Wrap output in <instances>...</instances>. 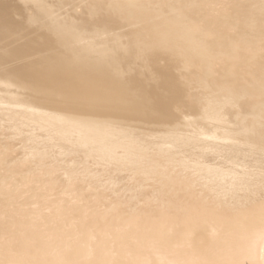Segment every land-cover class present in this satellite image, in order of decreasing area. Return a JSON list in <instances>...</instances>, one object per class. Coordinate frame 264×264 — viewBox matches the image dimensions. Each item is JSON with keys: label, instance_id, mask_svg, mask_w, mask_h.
<instances>
[{"label": "bare ground", "instance_id": "obj_1", "mask_svg": "<svg viewBox=\"0 0 264 264\" xmlns=\"http://www.w3.org/2000/svg\"><path fill=\"white\" fill-rule=\"evenodd\" d=\"M3 177L97 229L3 195L0 264H264V0H0Z\"/></svg>", "mask_w": 264, "mask_h": 264}, {"label": "rangeland", "instance_id": "obj_2", "mask_svg": "<svg viewBox=\"0 0 264 264\" xmlns=\"http://www.w3.org/2000/svg\"><path fill=\"white\" fill-rule=\"evenodd\" d=\"M217 7V6H216ZM215 7V8H216ZM263 43V42H262ZM262 43H260V44H262ZM3 179H4V181H0V183H2L1 185H5L6 184V186L5 187H3V192H2V190H0L1 192H0V197L2 198L3 197V195L5 196V197H8L9 198V200H8V203H11V202H16V203H14L13 205H9V206H11V207H16L15 205H17L18 207H19V210H21V211H19L18 212V214L19 215H17V216H14V218H13V220H17V219H20L21 220V225H24L25 227L26 226H28V229L29 230H31V229H33L32 228V226L33 225H35V223L37 222H33V221H35V220H38V219H40V215H38L39 213H38V211H39V209H41V210H43L44 208L46 209V208H49L50 207V209L51 210H53L52 212H59L60 211V209H61V211L64 209V211H66V209H68V211H67V214H68V218H67V220H62L61 218H60V220L58 221V222H62V223H66V221H67V223L64 225H60V224H58V222L55 220V219H53L54 220V222L56 221L57 222V225H56V222L53 224V227H52V229L54 230V231H58L57 230V228L59 227V225L61 226V229H63V227L65 226V228H64V230L67 228V231H68V233H74L77 229V227L79 228L81 225H79V226H77V223L79 224H83V223H81V222H78V221H76V219L73 221L72 219H70L69 217H70V214L71 213H73V208L74 207H77V206H72L73 204H75L74 203V201H78L77 199H78V195H76V196H73V195H70V194H74V193H64V191H65V189L63 188V187H61V188H58V189H60V190H55V188L53 189L54 191H59L60 193H58V195L60 196V197H58V195L56 194V193H51V195L52 196H48V197H52L51 199H52V201L51 200H46L45 199V201H43L42 199H44L43 197L41 198V196L39 197V196H34V193H33V191H31L30 189V185L31 186H33L32 184H23V183H20V184H22L21 186H22V191H27V194H21V193H19V194H17L16 192L17 191H21V189H19V188H21V186L19 185V186H17V187H14V188H12L11 189V186L9 185V184H11V182H12V180H10L9 181V179L8 180H6L5 181V178L3 177ZM9 183H8V182ZM7 184H8V186H10L8 189H7ZM35 185V184H34ZM23 186L24 187H26V188H24L23 189ZM43 186V188L41 189V187L38 185L37 187H40L39 189H38V191H46L47 190V188L46 187H48V186H46V184H45V186H44V184L42 185ZM29 188V189H28ZM45 188H46V190H45ZM6 189H7V191H6ZM9 189H10V192H9ZM25 189H27V190H25ZM16 190V191H15ZM29 190V191H28ZM70 190V188L68 189V191ZM73 190V188H71V191ZM7 192L6 194L4 193V192ZM62 191V192H61ZM67 191V192H68ZM14 194H13V193ZM29 192V193H28ZM67 194V195H66ZM20 195H22V196H20ZM64 195V196H63ZM70 195V196H69ZM75 195V194H74ZM13 197V199H12V197ZM36 197V198H38V199H36V198H34V197ZM66 196H67V198H66ZM71 196L72 197H74V198H72V200L73 199H76V200H74V201H72V200H70L71 199ZM17 197L19 198V200L17 199ZM20 197H21V199H20ZM26 197V198H25ZM54 197H57V198H54ZM76 197V198H75ZM41 198V199H40ZM70 198V199H69ZM13 200V201H12ZM20 200H22L21 202H20ZM26 200V201H25ZM35 200V201H34ZM37 200H38V202H37ZM54 200V201H53ZM64 200H66V201H64ZM67 200L69 201V202H67ZM10 201V202H9ZM41 201V202H40ZM45 202L46 204H43V202ZM64 201V202H63ZM71 201L73 202V204L71 203ZM49 202V203H48ZM57 202H58V205H57ZM62 202H63V205H62ZM66 202V203H65ZM26 203H27V206H26ZM29 203V204H28ZM39 203V204H38ZM40 203H42V205L40 204ZM55 203V204H54ZM12 204V203H11ZM35 204L36 205H39V207H37V206H35ZM77 204V203H76ZM7 205V204H6ZM20 205V206H19ZM33 205V206H32ZM47 205V206H46ZM51 205V206H50ZM67 205V206H66ZM8 206V205H7ZM24 206V207H23ZM30 206V207H29ZM49 206V207H48ZM54 206V207H53ZM69 206H70V210H69ZM105 207V206H104ZM3 208V207H2ZM37 208H39L38 210H36ZM60 208V209H59ZM100 208V207H99ZM98 208V209H99ZM101 208H103V206H101ZM35 210V211H34ZM55 210V211H54ZM59 210V211H58ZM75 210V209H74ZM102 210V209H101ZM100 210V211H101ZM12 211V210H11ZM34 211V212H33ZM95 211V210H94ZM24 212H26V214L24 213ZM40 212V211H39ZM102 212V211H101ZM35 213H36V215H35ZM38 213V214H37ZM70 213V214H69ZM90 213H92L93 214V211H89L88 213H86L87 214V218H88V216H89V214ZM96 215L98 216V214H99V212H97L96 211ZM23 214H24V216H23ZM86 214H84L85 216H84V220L86 219ZM94 214H95V212H94ZM94 214H93V217L95 218V216H94ZM22 215V216H21ZM26 215V216H25ZM34 215V216H33ZM38 215V216H37ZM103 215V214H102ZM2 216V217H1ZM10 215H8V214H6V213H4L3 211H0V219H8V217H9ZM52 216V218L53 217H55V218H57V217H59L56 213H52L51 215H50V217ZM90 216H91V214H90ZM89 216V217H90ZM25 217H26V219H25ZM37 217H39L38 219H37ZM61 217V216H60ZM74 217V216H73ZM101 217V216H100ZM11 218V217H10ZM16 218V219H15ZM71 218H72V214H71ZM35 219V220H34ZM58 219V218H57ZM68 219H70L69 221H68ZM90 219H91V217H90ZM89 218H88V221L90 220ZM96 219V218H95ZM97 219H98V217H97ZM84 220H82V221H84ZM87 220V219H86ZM91 220H93V221H95L94 219H91ZM90 220V221H91ZM88 221L85 223V224H87V225H89L91 222H89L88 223ZM13 223H14V221H12ZM74 223V222H77V223H74L73 225H72V228H70V232H69V227L71 226L70 225V223ZM11 223V222H10ZM15 223H19L18 221L16 222L15 221ZM34 223V224H33ZM69 223V224H68ZM93 223V222H92ZM95 223H96V221H95ZM67 224H68V226H67ZM76 224V225H75ZM85 224H83L80 228L82 229L83 228V231H85V228H86V225ZM97 224V223H96ZM32 225V226H31ZM57 226V227H56ZM75 226H77L76 228H75ZM91 226V225H90ZM97 226V225H96ZM12 227H15V226H12ZM11 227V228H12ZM56 227V228H55ZM74 227V228H73ZM93 227H95V226H92V227H90L89 228V226L87 227V228H89L90 230L93 228ZM17 228V227H16ZM16 228H14V229H16ZM24 228V227H23ZM86 228V229H87ZM5 228L3 227V230H4ZM8 229H10V228H8ZM22 229V228H21ZM24 229H27V228H24ZM27 229V230H28ZM60 229V228H59ZM61 229L59 230V231H61ZM72 229H75L74 231H71ZM95 229H97L96 227H95ZM12 230H13V228H12ZM80 230V229H79ZM94 230V229H93ZM66 231V232H67ZM82 231V232H83ZM86 231H88V229L86 230ZM66 232H64V234H66ZM89 232V231H88ZM62 233V232H61ZM76 233V232H75ZM77 233H79L78 232V230H77ZM54 235L53 236H47V240H50L51 239V237L53 238L52 240L53 241H55L54 240V236L56 235V232H54L53 233ZM58 237V236H57ZM50 238V239H49ZM12 238H10L9 237V239L8 240H11ZM57 239V238H56ZM5 240H7V238L5 237L4 238V242L2 241L1 243V245H3L4 244V246L8 243V245H10L11 243H10V241H5ZM13 243V242H12ZM73 245V244H72ZM26 247H28V245H26ZM29 248V247H28ZM25 251V250H24ZM43 251H46L45 253H47V249L46 250H44L43 249ZM43 251H41V253H43ZM45 253H43V254H45ZM47 255V254H46ZM38 256H40V254L38 255ZM41 256H42V254H41ZM40 256V257H41ZM45 255H43V257H44ZM171 256V255H170ZM169 256V257H170ZM46 257V256H45ZM9 259H10V262H9ZM18 258H14L13 260H15L14 261V263L15 264H18V260H17ZM56 259H58V258H56ZM55 258L53 259V260H56ZM12 259L11 258H8V260H6L5 261V263L7 264H12L11 262H13V260L11 261ZM129 261L131 260V258H129L128 259ZM128 260H126V261H128ZM8 261V262H7ZM128 261V262H129ZM56 262V261H55ZM55 262H54V264H55ZM245 264H248V262L247 263H245Z\"/></svg>", "mask_w": 264, "mask_h": 264}]
</instances>
